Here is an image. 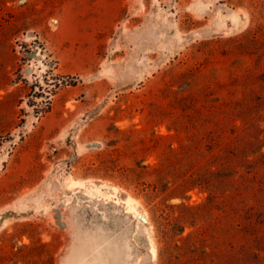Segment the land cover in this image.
<instances>
[{
	"label": "rangeland",
	"instance_id": "1",
	"mask_svg": "<svg viewBox=\"0 0 264 264\" xmlns=\"http://www.w3.org/2000/svg\"><path fill=\"white\" fill-rule=\"evenodd\" d=\"M0 264H264V0H0Z\"/></svg>",
	"mask_w": 264,
	"mask_h": 264
},
{
	"label": "bare ground",
	"instance_id": "2",
	"mask_svg": "<svg viewBox=\"0 0 264 264\" xmlns=\"http://www.w3.org/2000/svg\"><path fill=\"white\" fill-rule=\"evenodd\" d=\"M153 252H154V255L156 254V251H155V249H153Z\"/></svg>",
	"mask_w": 264,
	"mask_h": 264
}]
</instances>
